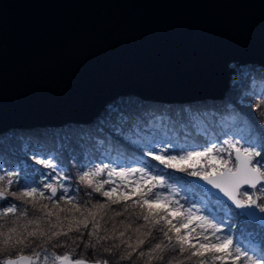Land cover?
Segmentation results:
<instances>
[{
  "label": "snow or ice",
  "instance_id": "1",
  "mask_svg": "<svg viewBox=\"0 0 264 264\" xmlns=\"http://www.w3.org/2000/svg\"><path fill=\"white\" fill-rule=\"evenodd\" d=\"M238 75L232 87L240 111L229 101L176 113L202 142L163 138L165 115H137L129 128L126 139L142 157L202 182L193 184L202 193L196 202L146 159L114 166L73 155L74 176L60 145L33 155L46 173L0 164V264H264V86ZM107 119L124 136L131 117L115 105ZM90 141L101 155L119 152L89 131L79 134L81 147Z\"/></svg>",
  "mask_w": 264,
  "mask_h": 264
},
{
  "label": "water",
  "instance_id": "2",
  "mask_svg": "<svg viewBox=\"0 0 264 264\" xmlns=\"http://www.w3.org/2000/svg\"><path fill=\"white\" fill-rule=\"evenodd\" d=\"M237 60L264 66V0H0V134L221 100Z\"/></svg>",
  "mask_w": 264,
  "mask_h": 264
},
{
  "label": "rangeland",
  "instance_id": "3",
  "mask_svg": "<svg viewBox=\"0 0 264 264\" xmlns=\"http://www.w3.org/2000/svg\"><path fill=\"white\" fill-rule=\"evenodd\" d=\"M231 67L234 68V78L235 76H237L236 79H240L241 76H239L238 74H250L251 76L257 74V73H263V69L264 66L260 65L259 63H247V64H239L237 62H232L231 63ZM244 70L247 71V73H244ZM230 82H233V80H230ZM249 83H251V81H249ZM259 88V86H257ZM229 91L227 92V94L225 95V97L221 100H212V99H198V100H194V101H190L187 103H179V102H166V101H160V100H151V99H145L142 98L136 94L133 93H128V94H124L122 96L117 97L114 100H111V103H114L113 106L115 105H120V106H124L130 109H138V110H144V109H148L149 107H154L155 110L157 109H161L162 112H160L159 114L163 115L164 113L166 114L165 116H168V114L172 113L174 116H177L176 113L180 112L182 109H185V107L183 105H186L189 107V109L191 110H200L203 111L206 108H217V109H223V105L228 103L229 101L232 102L234 108L237 111H240L242 105H240L238 103V98H239V93L236 92L231 83H230V87H229ZM158 102H162V103H174L178 106H174L173 108L171 107H167L164 105H154L153 103H158ZM247 109H244V112H241V115H244L245 112H247ZM132 112L133 110H128L126 111V113L132 117ZM159 116V115H158ZM136 118V117H135ZM185 118H187V116H185ZM130 120H134V119H130ZM168 123V122H167ZM188 126H181L179 129V134L182 133L183 130L185 131H191V132H195V129H193L191 127V125L189 123H187ZM78 124L76 123H66L64 125H60V126H56L57 130H58V134L59 136L57 138H52L53 136L50 135L49 139L51 142V148L59 145L60 142H65V151H64V157L67 158V160L70 162L68 164V162L66 161L65 163L67 164V166H69V169L71 171L72 175H76L77 174V168H78V163L76 161H73L70 159V156L73 155V150H69L68 151V144L66 143L69 142V144L76 146V152L74 155H78L79 158H81L82 155H85L86 153H88L89 149L91 147H93L94 145V141H90L87 142L83 145V147H81V145L79 143H74L73 141L75 140V135L78 133H81L82 131H79ZM86 127L87 129H89V132H91L93 135H97V134H101V136L105 139L106 137L110 138V141L113 140V142H119V140H121L117 135L120 134H116V132L110 131L108 129H106L104 127V125H102V123H99L97 119L93 120L92 122H89L88 124H84L83 127ZM103 128V131L97 132V128ZM34 128V127H33ZM177 128L176 126H172L171 129ZM30 128H24V129H17V130H13V135L10 136L8 139H6V141L11 144V141H13L18 134H26V133H30L31 131L29 130ZM183 129V130H182ZM164 131L167 132L166 129H164ZM6 132L2 135H5ZM49 134H51V132H49ZM162 135L163 132H161ZM168 134V132H167ZM190 137L188 136V140L185 141V139H183V142L181 141L182 138H178V139H173L172 137L168 136L165 139H170L172 140L174 143L175 142H179L181 144H193L195 143H199L202 142L203 138L202 137H198V136H192L191 134H189ZM77 136V135H76ZM163 137V136H162ZM122 138V137H121ZM164 138V137H163ZM12 139V140H11ZM19 139H23L24 138H19ZM192 139V140H191ZM41 141V140H39ZM18 143V146H21V142L22 141H16ZM28 148L29 150L34 149V152L36 153H43V152H50L48 150L47 147L45 146H40L37 144V142L35 141H28ZM135 149H138V147L136 146ZM134 146H130V148L128 146H126V148L124 149L126 152H128L127 156H119L118 154H113L111 153L109 157L112 158H103L102 161L105 163L108 162H113L114 166H119V165H124V166H140L137 161L140 159H143L144 157H142L141 153H140V157L137 156V154H134L135 152ZM130 151V152H129ZM139 153V152H138ZM18 154H24V153H18ZM129 154H132L131 156H129ZM136 155V156H135ZM15 156H17L15 154ZM124 157V158H123ZM33 158L32 156L28 157V160L31 161ZM151 160V159H150ZM148 162V161H147ZM150 163V162H148ZM0 164L5 165L6 166V161L4 159H2V157L0 156ZM154 167L155 164H151ZM40 166V165H39ZM42 168V166H40ZM163 166H159L158 165V171H161V168ZM6 169V168H5ZM46 169V168H44ZM47 172L49 171V169H46ZM175 171V170H174ZM177 172V171H176ZM177 173H181V172H177ZM164 174V173H163ZM166 179H168L169 183H175L174 181H172L171 179L168 178L167 175H165ZM188 178V177H186ZM177 187L181 189L180 194L181 196H183L186 200H191L192 202H196L197 200L201 199L202 197V193L201 192H197L196 189H193V182L189 181L188 184L186 185L185 183L183 184L182 182L176 181ZM185 189H189L190 191H185ZM184 200H181V203H184ZM238 212V210H236Z\"/></svg>",
  "mask_w": 264,
  "mask_h": 264
},
{
  "label": "trees",
  "instance_id": "4",
  "mask_svg": "<svg viewBox=\"0 0 264 264\" xmlns=\"http://www.w3.org/2000/svg\"><path fill=\"white\" fill-rule=\"evenodd\" d=\"M263 73H257L255 75H253L252 77L256 80V86H264V84L261 83V76H264V69L262 71ZM244 73H247L246 70H244ZM237 76H235L234 78V75L232 74L231 75V80H234L236 79ZM231 85L233 84V82H230ZM230 90V89H229ZM239 99V98H238ZM154 105H164V106H167V107H171L173 108L174 106H178L174 103H162V102H158V103H153ZM114 105V103H111L109 102L107 104V106L103 109V111H101V113L95 118L98 120L99 123H101L102 121H106L105 123H103L102 125H104V127L110 131H113V132H116L114 131L113 129V124H114V121L113 120H110V119H107L106 120V116H107V112L110 108H112ZM185 107V109H189L188 106L186 105H183ZM124 111H128V110H133L132 112V119L134 120H130L129 121V124L128 125H123L121 126V130L122 132L124 133V136H121V135H117L121 140H119V142H113V140H111V142L115 145V147L119 150V152H123V156H127L128 152H126L124 149L126 148V146H128L130 148V146H132L133 144H131L126 138L128 136H131V132L129 130L130 128V125H132L133 123H135V117L137 115H140L141 117L145 116L147 113H153L155 115H161L159 114L161 111V109H157L155 110L154 107H149L148 109H144V110H138V109H130V108H127V107H124V106H121ZM160 111V112H159ZM193 112H195V110H192ZM163 115H166L165 113ZM186 115H183V116H174L172 113L168 114V117H170V120L167 121V127L165 128L168 132L167 136H170L172 137L173 139H181V141L183 142V139L188 140V136L190 137L189 134H191L192 136H196L195 135V132H191V131H185L183 130L181 134H179V129L181 126H188V118H185ZM94 119V120H95ZM78 124V128L79 131H89V129H87L85 126L83 127L84 124H88V123H76ZM176 126L177 128H174V129H171L172 126ZM24 129V128H23ZM31 131V134L29 133H26V134H18L17 137L11 141V144H9L6 139H8L10 136L13 135V130H10L8 132H6L5 135H2L0 134V156L2 157V159H4L6 161V166L3 165L4 169L5 170H12L13 167H15L16 165H22V167L24 168H28V169H35V168H40L43 172H47L46 169L44 168H41L39 165H36L34 160L32 159L31 161L28 160V157L29 156H32L34 154H36V152H34V149H27L28 148V141H35L37 142L38 145L40 146H45L48 148L49 151H53L55 148H57L58 146L60 145H63L64 148H65V142H60L59 145L51 148V141L49 139L50 138V135H52L53 137L52 138H57L59 136L58 134V130L56 128V126H46V127H34V128H30L29 129ZM49 132H51V134H49ZM4 134V133H3ZM79 134H76L75 135V140L73 141L74 143H79L78 142V137H79ZM116 134H118L116 132ZM159 135L163 136L161 133H159ZM96 136L100 137V138H103L101 136V134H97ZM122 137V138H121ZM164 137V138H166ZM19 138H24V140L22 139H19ZM12 140V139H11ZM22 141L21 142V146H18V143L16 141ZM41 140V141H39ZM106 142L107 141H110V138L109 137H106L105 138ZM192 140V139H191ZM66 143L68 144V151L69 150H73V155L75 154L76 152V146L74 145H71L69 144V142L66 141ZM80 144V143H79ZM85 144V143H84ZM134 146V149L136 147V145H133ZM119 152L117 151H113L112 153L113 154H118L119 155ZM130 152V151H129ZM135 153L134 154H137L138 157H140V153H141V150L138 148V149H135L134 151ZM139 152V153H138ZM18 153H24V154H18ZM15 154L17 156H15ZM72 155V156H73ZM132 154H129V156H131ZM75 157H77V159L79 161H83L84 160V157L85 156H91L93 159H95V161L97 163L101 162V160L103 158H112V157H109L110 155L107 153V152H104L103 155H101V153L99 152H96L94 147H91L88 151V153H86L85 155H82L81 158H79L78 155H74ZM120 156V155H119ZM136 156V155H135ZM64 159V161L68 162V164L71 162H69L67 160V158L62 157ZM143 159H146L148 162H150L149 164H155L156 166V170L158 171V162L156 161H153V160H150L151 158H148V157H144ZM84 162H87V161H84ZM69 168V166H68ZM161 171L168 176L169 179H171L172 181H174L176 183V181H179V182H182L183 184L185 183L186 185L188 184L189 181H191L189 178V176H187L185 173H177L176 171L172 170V169H164L163 167L161 168ZM188 177V178H186ZM192 182V181H191ZM194 183V182H193ZM197 192H200L199 189H196ZM58 252H63L64 249H57ZM79 251V250H78Z\"/></svg>",
  "mask_w": 264,
  "mask_h": 264
},
{
  "label": "bare ground",
  "instance_id": "5",
  "mask_svg": "<svg viewBox=\"0 0 264 264\" xmlns=\"http://www.w3.org/2000/svg\"><path fill=\"white\" fill-rule=\"evenodd\" d=\"M235 62L240 63L239 60H237V61H235ZM231 63H232V62H231ZM231 63L229 64V69L231 68ZM228 91H229V90H228ZM228 91H227V92H228ZM227 92H225V95L227 94ZM135 93H137V92H135ZM137 94L140 95V93H137ZM139 95H138V96H139ZM121 96H122V95H121ZM180 96H181V95H180ZM118 97H119V96H118ZM110 102H111V101H110ZM108 103H109V102H108ZM106 106H107V105H106ZM102 111H103V110H102ZM80 116H81V117H85V115H80ZM96 117H97V116H96ZM96 117H95V118H96ZM95 118H94V119H95ZM94 119H93V120H94ZM123 158H124V157H123Z\"/></svg>",
  "mask_w": 264,
  "mask_h": 264
}]
</instances>
